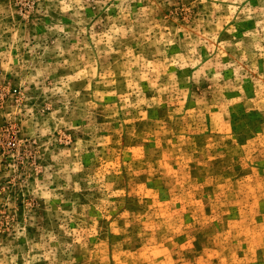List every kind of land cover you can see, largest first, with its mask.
<instances>
[{"label": "rangeland", "instance_id": "obj_1", "mask_svg": "<svg viewBox=\"0 0 264 264\" xmlns=\"http://www.w3.org/2000/svg\"><path fill=\"white\" fill-rule=\"evenodd\" d=\"M0 264H264V0H0Z\"/></svg>", "mask_w": 264, "mask_h": 264}]
</instances>
